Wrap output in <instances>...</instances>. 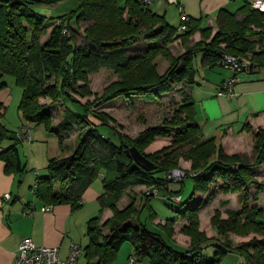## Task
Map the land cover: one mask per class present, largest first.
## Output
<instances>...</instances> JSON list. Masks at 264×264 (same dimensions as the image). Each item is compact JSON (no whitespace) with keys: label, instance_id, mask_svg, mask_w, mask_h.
<instances>
[{"label":"trees","instance_id":"1","mask_svg":"<svg viewBox=\"0 0 264 264\" xmlns=\"http://www.w3.org/2000/svg\"><path fill=\"white\" fill-rule=\"evenodd\" d=\"M62 1L0 0V91L7 86L5 76H13L22 88L18 110L23 124L44 125L57 135L61 151L68 153L51 157L47 174L37 173L32 189L45 205L70 203L80 207L85 191L102 176L105 193L100 199L101 213L88 223L87 264H114L127 241L132 243L140 260L148 258L151 264H218L229 252L243 258L239 264H264V210L257 204L245 202L222 226L233 232L246 228L243 233L254 231L261 237L235 247L208 238L189 248L169 244L159 232L143 223L134 201L118 207L128 189L158 188L155 195L162 194L167 201L175 202L172 197L181 196V201L176 202L177 211L186 218L190 211H195L188 205L191 199L197 192L209 190L215 181L220 180L218 191L241 192L243 200L249 199L251 185L264 189L255 171L256 166L264 163V129L255 136L258 155L254 162L242 159L239 154H227L215 136H205L190 93L199 52L203 62L211 67L224 66L221 58L225 53L243 58L250 55L256 67L264 66L263 34L254 31L255 27H262L264 14L252 8L247 0L236 12L222 8L217 14L218 28L214 32L211 27L200 28L190 17L186 21L188 28L182 31L181 24L171 25L164 15L143 5L141 0H78L75 10L52 18L34 8ZM85 22L90 23L84 27ZM198 31L203 33L202 40L191 45V37ZM47 34L44 41L42 37ZM78 37L84 43H78ZM142 38L153 43L139 46L129 55L128 49ZM177 40L185 46L179 55L171 48ZM159 57L168 62L164 73L159 71ZM103 68L117 76L106 99L118 95L157 99L182 83L178 89L182 97L180 106L170 118L164 119V124L149 126L135 137L128 136L116 127L109 115L98 112L90 104L75 103L69 91L71 88L81 95L89 94L88 75ZM82 79L85 85H78ZM47 98L52 102L43 104L42 100ZM68 101H74L82 110L70 106ZM5 111V105L0 103V146L9 139L15 141L2 150L0 157L8 173H22L26 166L18 144L24 141L18 138L17 132L23 124L16 131L10 130L2 120ZM73 134H78L79 140L75 149L68 143ZM161 136L170 138V144L146 152ZM132 146L157 167L153 170L141 167L130 154ZM182 160L191 162L188 179L193 180L192 193L185 201L183 190L187 179L181 183H163L171 169L181 167ZM174 184L183 186L175 190L171 187ZM147 195L148 203L155 195ZM106 208L113 211V216L104 224L108 232L98 226ZM167 221L173 224L176 220ZM208 246L216 247L215 255L203 254V248Z\"/></svg>","mask_w":264,"mask_h":264},{"label":"crops","instance_id":"2","mask_svg":"<svg viewBox=\"0 0 264 264\" xmlns=\"http://www.w3.org/2000/svg\"><path fill=\"white\" fill-rule=\"evenodd\" d=\"M179 1L184 5L190 19L196 20L200 28L211 27L214 32L218 28L217 14L220 9L225 8L231 12H236L245 2V0ZM150 9L164 15L167 21L175 27H179L181 24L177 4L169 3L167 0H154L150 5ZM198 34L196 32L194 36ZM194 36L191 37V45ZM183 47L185 50L184 45ZM202 58V52L197 53L194 63L197 70L195 83L191 87L190 93L195 104L196 118L205 136H215L219 144L236 146L231 150L229 149V153L235 152V154L245 158L249 156L248 153L254 156L253 143L248 138L250 134L246 133L245 125L249 123L252 126L264 127V66L253 67L242 72L243 74L239 76V81L234 87L232 96L229 97L221 94L220 91L224 80L232 76L234 71L222 65L213 67L206 65ZM167 68L168 65L164 64L161 73H164ZM12 83L14 86H19L15 79ZM21 98L22 89L13 87L10 82L0 91V103H3L6 107L2 120L7 127L9 124L6 116L10 104L12 101L14 102V99H18L17 103L19 105ZM22 124L23 120L20 116V123L15 131ZM55 136L57 140L55 141L58 142V148L61 151L58 137L56 134ZM246 145H249V147L247 148ZM8 146H10V142L5 141L0 146V153ZM61 154H63L62 151ZM255 171L257 173L256 178L264 184V166L255 167ZM37 173L38 175H44L39 174L37 170L35 172L36 178ZM35 177L24 176L23 172L8 173L5 161L0 157V264H12L20 242L27 237L38 245L58 246L62 256H66L71 243L76 242L83 248L78 264L81 263L83 258L86 259L85 264H87L85 253L86 246L89 243L88 223L93 217L99 216L101 213L100 199L105 193L102 176L98 177L85 191L80 207L76 208L70 203H63L50 205L51 209L48 211H43L42 208L45 204L34 192L30 193L31 190L33 191L32 188L35 184L29 186L30 196L26 195V186L32 181L36 183ZM177 185L183 186V184H174L171 187L178 190L180 187ZM252 190L250 193L251 201L264 210V189L259 190L253 187ZM6 192L11 194L9 201L3 200ZM196 194L194 199H196ZM224 194L229 193H222V195ZM239 194L241 197L243 196L241 192ZM190 202H194L193 199ZM28 209L33 211L32 215L23 214V211ZM103 216L106 218L111 216L109 208L104 210ZM176 245L183 247V245L177 243ZM241 262H243V258L240 256Z\"/></svg>","mask_w":264,"mask_h":264},{"label":"rangeland","instance_id":"3","mask_svg":"<svg viewBox=\"0 0 264 264\" xmlns=\"http://www.w3.org/2000/svg\"><path fill=\"white\" fill-rule=\"evenodd\" d=\"M78 6V0H64L52 6L38 5L34 8L47 18H52L72 12ZM89 23L90 22H85L83 26L86 27ZM254 31L259 32L261 29L255 27ZM198 33L199 34L197 36H194L196 33L193 35L194 38L192 39V45L202 40L203 33L200 31H198ZM48 36L49 34L44 35L42 39L45 41ZM78 43H84V39L82 37H78ZM148 43L152 44L153 41L142 38L141 41L128 49V54H133V50H135V48H138L139 46H146ZM171 48L175 55H179L184 51V47L180 40H177ZM247 58H250V55ZM157 61L159 63V71L162 72L164 64L168 65V62L163 57H159ZM242 74L243 73H240L239 76ZM13 79V76H5V81L8 84L10 82L13 87L22 89L20 86H14L12 83ZM116 79V74L103 68L98 72L88 75L87 83L90 89L89 94L81 95L71 88L69 91L76 100L75 103L78 101L82 104H90L93 108L97 109L98 112L100 111L109 115L113 119V123L116 127L124 134L131 137L137 136L142 130L149 126L164 124V119L167 117L170 118L175 109L180 106L182 97L180 96L178 89L182 87V83L176 84L169 92L162 94L157 99L148 96L138 97L134 95L131 98H127L124 95H118L116 97L106 99L105 97L108 95L109 88ZM85 83L86 81L83 79L78 81V85H85ZM17 102L18 99H14V102H11L6 116L7 123L9 124L8 128L12 131H15L20 123V112L18 110ZM51 102L52 100L49 98L42 100L43 104H50ZM73 102L68 101L70 106H77V104ZM98 102L100 103V106L97 107L95 104ZM75 108L77 110H82V108H79L78 106ZM53 123H55V121H53ZM33 127V142L19 143L18 149L23 165L26 166V170L23 172V175L35 177V172L37 170L39 171V174H47L49 157L66 156L68 153L61 154L54 132L47 130L44 125H33ZM263 129V126H252L249 123L246 125L245 131L247 134H250L248 138L253 143L254 156H251V154L248 153L249 156L247 158L241 156L242 159L250 162L255 161L256 156L258 155L255 136ZM170 140L171 139L167 136H161L158 140L146 148V152H154L163 146L170 144ZM14 141V139L6 140V142H10V144L12 142L14 143ZM68 143L71 145L72 149H75L79 143L78 134L71 135ZM221 146L226 153L229 149L231 150L233 147H236L231 144H221ZM246 147L248 148L249 145H246ZM227 154L232 155L235 154V152H228ZM261 165L264 166V163ZM261 165L256 167H260ZM179 168L190 171L191 162L182 160L181 167ZM257 180L259 181V179ZM219 181L212 183L209 186V190L206 192L200 191L196 194V199L193 198L194 202H189L188 204L190 208L195 209V211H190L192 214L189 212L190 216L186 218L180 216V213L177 211L179 204L170 200H165L162 194L151 197L147 203V194L153 195V193H149L151 189L145 186L128 189L127 195L119 201L118 207L123 208L134 201L135 206L140 211V219L143 223H145L152 230L159 232L169 244L173 245L177 243L183 245L185 248L193 247L208 238L213 240L215 239L221 243L235 247L238 244L248 241L254 237H261L260 233L254 231H250L247 234L243 233V230L247 231L246 228L233 232L222 226L226 220L232 219V215L235 212H238L243 207L245 202L248 203V205L256 203L251 201V196H249V199L243 200V196L241 197L239 194L240 192L222 195V192L218 191ZM34 184L35 181H32L26 186V195L30 196L29 186ZM184 184L185 189L183 190V200L185 201L192 193L193 180L187 179ZM253 187L255 186L251 185L249 187V195L251 191H253ZM30 193H33V191L31 190ZM110 213L111 216L108 218L104 217L102 214L101 219L98 222V226L103 227L105 232H108L109 228L104 224L113 216V211L111 209ZM171 219H175L176 221L173 224H169L167 220ZM215 248L216 247L214 246H208L203 248L202 252L205 256H213L215 255ZM130 254L136 259V264H151L148 258H144L143 260L138 258L130 241L123 244L118 252L114 264H130ZM85 261L86 259L83 258L80 264H85ZM239 263L240 256L236 253L229 252L222 256L218 264Z\"/></svg>","mask_w":264,"mask_h":264},{"label":"built area","instance_id":"4","mask_svg":"<svg viewBox=\"0 0 264 264\" xmlns=\"http://www.w3.org/2000/svg\"><path fill=\"white\" fill-rule=\"evenodd\" d=\"M154 0H141L142 4L145 6H150ZM169 3H174L178 5L180 16H181V25L180 30L184 31L188 27L186 21L189 20V15L186 13L184 5L179 0H167ZM251 7L258 10L264 14V0H247ZM263 34L262 46L264 48V19L262 27L260 28ZM221 63L227 68L232 69L235 74L228 77L221 86V94L227 96H232L234 87L239 81V74L257 66L255 61H252L250 58H243L236 54L225 53L221 58ZM18 138L24 142L33 141V127L30 124H23L17 132ZM189 178V172L182 168H173L168 174L166 181L167 182H183ZM33 192H35L33 190ZM149 193L153 195L158 193V188H152ZM169 197V195H166ZM11 198L10 192L4 194L3 200L9 201ZM175 202L181 201V196L176 195L172 197ZM43 211H48L51 209L50 205H45ZM24 215H32V210L23 211ZM83 253V248L80 244L73 242L70 245L69 252L66 256L60 254L58 246H49V245H38L31 238H24L19 245V249L14 257L12 264H78L79 259ZM130 264H136V259L132 257L130 259Z\"/></svg>","mask_w":264,"mask_h":264},{"label":"water","instance_id":"5","mask_svg":"<svg viewBox=\"0 0 264 264\" xmlns=\"http://www.w3.org/2000/svg\"><path fill=\"white\" fill-rule=\"evenodd\" d=\"M130 154L134 160L144 169L153 170L157 165L151 161L145 154H143L136 146L130 148Z\"/></svg>","mask_w":264,"mask_h":264}]
</instances>
